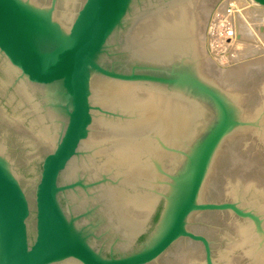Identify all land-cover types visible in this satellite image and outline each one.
Instances as JSON below:
<instances>
[{"label":"water","instance_id":"obj_1","mask_svg":"<svg viewBox=\"0 0 264 264\" xmlns=\"http://www.w3.org/2000/svg\"><path fill=\"white\" fill-rule=\"evenodd\" d=\"M219 1L0 0V264H264V54L215 62Z\"/></svg>","mask_w":264,"mask_h":264},{"label":"bare ground","instance_id":"obj_2","mask_svg":"<svg viewBox=\"0 0 264 264\" xmlns=\"http://www.w3.org/2000/svg\"><path fill=\"white\" fill-rule=\"evenodd\" d=\"M251 9H253V10L255 9V12H256V10L258 12V10L261 9L260 11H261L262 14L260 13L261 14L260 16H262V17H260V16L257 17L259 15L260 11L258 12V14H256ZM217 12L218 13L219 12H223V14H225L226 17H225L223 22L226 23V27H229V29H227L228 30V34L232 35V36H230V37H232V39H231V42L229 43V45L224 40V38L223 39L220 38L222 40H219L217 38L218 39L217 41H223L224 40L225 50L221 51V57H222V54H223L225 59H226V56L228 57V55H231V57H235V58L240 56V58H243V59L244 58L251 59V56H249V54L254 52L252 49H254V48L257 49L258 47L259 48L261 47L260 48V49H262L261 51L262 52L264 51V42H260L261 40H259V42H258L259 37L257 35L256 36L258 37V39L257 40H253V38H254V25L252 23L250 24V19H253L252 18L253 13L255 15H257L256 16L257 18H260L261 20L262 19L264 20V7H262L261 5L252 4L249 0H236V1L235 0H226L224 2V4L220 7V9ZM215 20H216V17H215ZM254 21H256V20H254ZM229 25H231V26H229ZM229 30H231L232 32H229ZM210 37L212 38L214 36H210ZM210 37H209V41L212 40ZM215 41L216 40H214V42ZM215 43H213V40H212L211 44L213 46L210 44V46H212L211 48H212V50L214 52L217 50V48H215V46H214ZM256 43L258 45H256ZM259 48H258V51H259ZM214 52H212V53H214ZM254 54H256V52ZM258 55H259V53H258ZM217 57H219V56H217ZM235 58H231V59L233 60ZM237 61H238V59H237Z\"/></svg>","mask_w":264,"mask_h":264},{"label":"rangeland","instance_id":"obj_3","mask_svg":"<svg viewBox=\"0 0 264 264\" xmlns=\"http://www.w3.org/2000/svg\"><path fill=\"white\" fill-rule=\"evenodd\" d=\"M226 0H220L217 4H216V6L214 7V9H213V11H212V13H211V15H210V18H209V22H208V26H207V31H206V49H207V51H208V53L211 55V57L212 58H214V60L220 65V66H222V67H227V66H230V65H233V64H236V63H239V62H242V61H245V60H248V58H240V56H238V57H231V55H228V57L226 56V59H225V57L223 56V54H222V57H221V51H223V43H222V41H217L218 39L219 40H222V39H220V38H225V37H229L230 35L228 34V31H227V29H226V27H225V23L223 22V19H221L222 21L221 22H219V23H217L215 26H216V28L218 27V29L216 30V31H218V34L215 32V30H214V27L212 26V25H214L215 24V22H216V20L214 19L217 15H218V10L220 9V7L224 4V2H225ZM236 1V0H235ZM239 4V3H238ZM240 6V5H239ZM244 7V6H243ZM251 10H253V9H251ZM261 10V9H260ZM260 10H258V12L260 11ZM253 12H255V9L253 10ZM258 12H257V10H256V14H258ZM261 11L259 12V15L257 16V15H255L254 13H253V16H252V18L253 19H250V24L252 23L253 25H254V38H253V40H257L258 39V37H259V39H258V42H259V40H261L260 42H264L263 40H264V20L262 19H260V18H257V17H259L261 14ZM219 15H221V16H219V17H221V18H223L224 17V15H222V14H220L219 13ZM255 16V17H254ZM257 16V17H256ZM218 17V16H217ZM216 17V18H217ZM260 17H262V16H260ZM254 20H256V21H254ZM262 21V22H261ZM214 22V23H213ZM257 25V26H256ZM256 28V29H255ZM214 30V31H213ZM263 32H262V31ZM214 32H215V34H217V35H215L214 34ZM257 33V34H256ZM214 36V37H210V36ZM219 35V36H218ZM258 37H257V36ZM218 36V37H217ZM256 36V37H255ZM209 37L213 40V43H215V48H217V50L214 52L213 50H212V44H211V42H212V40H210L209 41ZM216 38V39H215ZM218 38V39H217ZM214 40H216L215 42H214ZM218 42V43H217ZM210 44L212 45V46H210ZM218 45V46H217ZM256 45H258L257 43H256ZM256 47V46H255ZM259 48V47H258ZM258 48L257 49H252L254 52H252L251 54H249V56H251V58H254V57H257V56H260V55H263L264 53V51L262 52L261 50L262 49H260L259 48V51H258ZM212 52H214V53H212ZM256 52V54H254ZM224 53V52H223ZM258 53H259V55H258ZM261 53V54H260ZM263 53V54H262ZM215 54V55H214ZM213 55V56H212ZM217 56H219V57H217ZM254 56V57H253ZM224 57V58H223ZM230 60H229V59ZM231 58H235V59H231ZM237 59H238V61H237ZM232 61V62H231ZM235 61V62H234Z\"/></svg>","mask_w":264,"mask_h":264},{"label":"built area","instance_id":"obj_4","mask_svg":"<svg viewBox=\"0 0 264 264\" xmlns=\"http://www.w3.org/2000/svg\"><path fill=\"white\" fill-rule=\"evenodd\" d=\"M219 13L222 14V15H224V17H223V18L219 17V16H221V15H219ZM219 13H218V15H217L218 17L216 16L217 18H216V22H215V24L212 25V26L214 27V30H215V32H216L217 34H218V31H216V30L218 29V27L216 28L215 25H216L217 23L221 22V21H222L221 19H223V21H224V19H225V17H226L225 14H223V12H219ZM214 19H215V18H214ZM217 19H218V20H217ZM213 23H214V22H213ZM224 23H225V22H224ZM217 25H218V24H217ZM229 26H231V25H229ZM225 27H226V23H225ZM226 29H229V27H226ZM227 31H228V30H227ZM215 32H214V34H215ZM229 32H232V31L229 30ZM217 34H215V35H217ZM230 36H232V35H230ZM230 36L224 38V40L227 42L228 45H229V43L231 42V39H232V37H230ZM222 39H223V38H222ZM224 40L222 41V43H223V47H222L223 50H225ZM217 46H218V45H217ZM226 47H227V46H226ZM229 48H230V47H229Z\"/></svg>","mask_w":264,"mask_h":264},{"label":"flooded vegetation","instance_id":"obj_5","mask_svg":"<svg viewBox=\"0 0 264 264\" xmlns=\"http://www.w3.org/2000/svg\"><path fill=\"white\" fill-rule=\"evenodd\" d=\"M157 217H158V211L155 214V216L152 218V221H151L152 224H154L156 222Z\"/></svg>","mask_w":264,"mask_h":264}]
</instances>
